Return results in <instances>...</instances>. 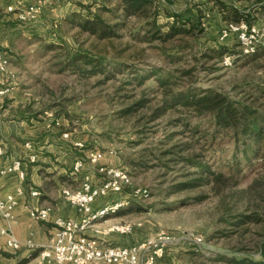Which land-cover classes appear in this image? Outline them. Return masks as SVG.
<instances>
[{
    "label": "rangeland",
    "instance_id": "obj_1",
    "mask_svg": "<svg viewBox=\"0 0 264 264\" xmlns=\"http://www.w3.org/2000/svg\"><path fill=\"white\" fill-rule=\"evenodd\" d=\"M84 1L73 0L79 10L69 15L97 13L103 2ZM210 1L157 0L163 31L168 21L195 17L203 27L167 40L152 39L145 19L122 9L103 12L117 25L110 38L82 31L69 18L41 31L26 24L31 18L17 22V43L28 51L15 60L17 91L28 96L22 110L58 119V128L87 138V147L75 149L86 161L92 150L105 153L95 168H122L135 185L150 189L149 197L117 213L142 223L130 242L163 231L175 236L162 264H233L234 256L260 258L264 250V165L248 169L231 130L216 131L211 116L173 101L184 91L214 90L264 103L255 90L264 87V57L241 54L234 40L218 41L222 23ZM227 53L236 54L232 65L224 64ZM79 173H70L65 188H80ZM95 176L102 182L101 172Z\"/></svg>",
    "mask_w": 264,
    "mask_h": 264
},
{
    "label": "crops",
    "instance_id": "obj_2",
    "mask_svg": "<svg viewBox=\"0 0 264 264\" xmlns=\"http://www.w3.org/2000/svg\"><path fill=\"white\" fill-rule=\"evenodd\" d=\"M221 1L233 3L236 7L253 13V19L249 22L260 23L263 20L264 0H211L210 4L217 12L215 17L221 19V27L228 22L220 14ZM32 5L34 11L32 15L27 16L32 20L26 24L37 26L36 30L40 31L50 28L51 23L61 26L69 12L75 8L79 10L73 0H0V12L4 13L0 16V43L10 47V71L15 75H19V67L16 65L20 64L15 60H23L24 54L28 53L25 46L22 47L17 43L15 37L19 31L17 27L22 26L17 22L21 20L22 11L28 10ZM33 33L41 34L39 31ZM13 78L16 79L15 76ZM14 79L9 85L10 91L0 93V196L4 198L8 194H13L17 201L13 209V217L1 218L0 221V224L6 226L9 231V234L0 233V264H56L42 260L40 252L52 244L57 218L79 220L83 215L76 205L63 196L62 190L68 185L65 179L73 173V171L69 173V170L73 168L78 158L84 156L77 154L75 149L81 150L82 147H87L88 141L84 136V138L75 137L72 132H67V127L58 128L56 126L57 123L59 124L58 119L50 117L44 120L36 118L32 113L24 112L22 107L26 106L28 96L18 93L19 88ZM3 86L8 85H0ZM64 133H68V137H64ZM94 151L96 150H92L88 155ZM33 154L35 159L32 160ZM17 160L21 161L20 168L10 170L9 167ZM97 164L91 163L90 160L85 161L78 177L88 176L92 178L90 179L93 183H97L99 179H96L95 174L100 173L99 168L103 166L101 163L99 168H95ZM33 190L39 193L33 195ZM122 197L123 195L118 193L101 196L92 203L93 209ZM43 208L49 209L48 219H39L32 214L33 210ZM112 216L95 222L85 230V234L120 244L135 241L136 239L130 242L134 234L140 233L137 229L141 226H136V233L131 236L120 235L109 228L114 223L126 220L120 215L118 217L117 212ZM10 235L19 242L17 250H12L7 245ZM29 241H32L34 246H30ZM163 258V256L158 257L156 264H162Z\"/></svg>",
    "mask_w": 264,
    "mask_h": 264
},
{
    "label": "built area",
    "instance_id": "obj_3",
    "mask_svg": "<svg viewBox=\"0 0 264 264\" xmlns=\"http://www.w3.org/2000/svg\"><path fill=\"white\" fill-rule=\"evenodd\" d=\"M33 11L34 5L30 6L28 10L22 11L21 17L26 18L32 15ZM232 40L236 41L237 48L243 55H253L264 49V17L260 23L245 20L226 22L218 32V41L231 44L230 41ZM235 58L236 54L227 53L224 64L232 65ZM10 65L9 52L0 46V85H8L0 87V93L10 91L9 85L15 76L10 71ZM63 136L67 137L68 133H64ZM104 156L103 151L97 150L88 155V159L94 164L103 159ZM31 158L32 160L35 159V155L33 154ZM85 161L86 157L78 158L73 166V172H78ZM20 166L21 161L17 160L9 169H18ZM99 170L103 174L102 182L95 184L87 176L83 179L79 189L63 188L64 196L76 205L83 215L79 220L57 218L53 242L40 252V257L44 261L56 264H156L157 258L163 256L170 245L174 243V235L163 231L158 235L144 237L129 244H120L85 234V230L95 222L106 220L120 208L131 205L137 200L145 199L151 193L148 187L135 185L128 172L122 168L103 165ZM126 187H129L130 190H125ZM38 193L37 190L32 191L33 195ZM110 193L122 194L123 197L93 209L92 203L96 199ZM16 203L13 194H8L4 198L0 196V221L1 218L13 217V209ZM32 214L39 219H48L50 215L47 208L35 209ZM141 224L131 221L119 222L110 226L109 229L120 235H127ZM0 233L9 234L8 228L0 224ZM28 244L34 246L32 241H29ZM7 245L12 250L19 248V242L12 235H10Z\"/></svg>",
    "mask_w": 264,
    "mask_h": 264
},
{
    "label": "trees",
    "instance_id": "obj_4",
    "mask_svg": "<svg viewBox=\"0 0 264 264\" xmlns=\"http://www.w3.org/2000/svg\"><path fill=\"white\" fill-rule=\"evenodd\" d=\"M103 1V2H102ZM99 5V12L84 15L74 11L65 19L70 21L78 20V25L82 31H87L99 37H112L116 35L115 26L108 18L103 16V12H112L115 9H122L125 14H136L145 19L147 32L152 39H164L175 37L178 34H191L195 28L202 31L199 18L176 19L168 21L164 25L167 30L162 29L158 24L157 0H102ZM114 1V2H113ZM113 2V4H112ZM82 8L88 7L79 3ZM221 11L227 21L240 22L242 20L251 21L253 13L246 9L236 7L233 3L220 2ZM80 18V19H79ZM115 24V23H114ZM148 36V35H147ZM151 39V40H152ZM264 57V50L257 53L255 58ZM75 59L77 56L74 57ZM164 83V81H162ZM165 85V83H164ZM259 89L261 96H264V87L255 86ZM174 102L182 105L184 110L196 114H208L212 118V123L216 126V131L226 129L231 130V137L236 142L237 152L245 158L244 165L248 169H253L264 165V106L263 102L254 103L243 99L233 98L229 94L220 91L203 90L201 92H181L173 97ZM257 100L259 98H256ZM200 130V129H195ZM235 161L239 160L237 153L234 155ZM238 158V159H237ZM238 162V161H237ZM200 164V163H198ZM207 172H211L207 169ZM250 217V216H247ZM4 254H9L3 252ZM233 264H264V250L260 258L250 256H234L230 258Z\"/></svg>",
    "mask_w": 264,
    "mask_h": 264
}]
</instances>
